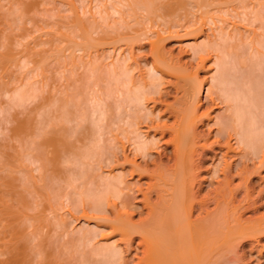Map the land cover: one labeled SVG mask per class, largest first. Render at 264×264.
I'll use <instances>...</instances> for the list:
<instances>
[{"label":"bare ground","instance_id":"1","mask_svg":"<svg viewBox=\"0 0 264 264\" xmlns=\"http://www.w3.org/2000/svg\"><path fill=\"white\" fill-rule=\"evenodd\" d=\"M24 1L18 0V2L23 5V7L21 5V8L24 9L25 11L26 10L28 11L29 9H30L29 11H31L33 7L37 6L35 3L34 4L36 6L33 5L34 1L30 2V3H29V0H28V2L26 1L28 4H25L26 2H24ZM63 1L65 2V0H62L61 3H64ZM70 1H72V0H70ZM153 1L158 2V0H156V1L153 0ZM168 1H166V2L168 3ZM216 1L217 0H215L214 2H216ZM219 1H226V0H219ZM15 2H17V1H15ZM135 2L136 1H134L133 3L135 4ZM142 2H140V3H142ZM147 2L149 3L150 0H147ZM164 2H165V0H163L162 4ZM170 2H171V0H170ZM170 2L167 4V6L170 4L173 5V2H171V3ZM211 2H213V1L211 0ZM239 2L241 3L243 1H239ZM66 3H67V1H66ZM260 3L264 4V3H262V1L259 3L257 2V4H259V7H260ZM68 4H70V6H69V8H71L70 12H72L71 13L72 14L71 20L73 21V25H72L73 30H72V27H70L71 30H69V28H68L67 31L68 30L69 31L67 32V34L66 33H64V34L61 33V34L64 35L65 39L63 38V40H67L68 42H70V45H72V46H66L68 44V42H64V45L62 44L63 45L62 48H61V45H59V43H57V44L60 47L55 45L54 42L57 41V38L54 36L48 40V44L50 43L49 44L50 45L49 52L45 55L43 54L38 59L35 58V59H37L38 62L41 63L40 64L41 66L43 65L42 63L44 60L45 61L49 60V61H51V63L53 60H54L53 63H55V61L58 60V63H61V61H60V59H61L62 62L64 63V67L68 68V71H65V74H67V72H68L67 78L65 76H63L64 77L63 79H65V80L70 79L71 82L74 83V84H72V86L74 85L73 87H75V86L76 87L75 88L71 87L72 92L71 91L68 92V90L70 89L69 85H71V83L69 82L68 83L69 85L64 84V83H67L68 80H66V82L64 81V83L62 81L63 89H65L66 87H67L66 89H68V90L65 89V96L63 95L64 93H63L62 89H58V90H61L62 93L60 91H57V93L60 92V94H62L64 97L63 96L60 97L59 96L60 94L59 95L57 94L58 96H55L56 95L55 94L54 95L55 97H52L49 94V95H45L46 97H44V99H43V100L48 101L47 102L48 105L45 106V108H46V111L47 110L49 111L50 115H51V112L48 108V107L51 108L50 105H53L52 107L57 105V108L58 107L60 108V109L58 108V110H57L58 113L62 108L61 112L59 114L56 112L57 114H56L55 118H54L55 114H53L55 112H53L52 113L53 116L51 115V120H49L48 116L46 115L47 113L43 112V114H42V111H40V109H38L39 112H37V113H39V115L43 118H45L44 117V115H45L47 120H48V121L44 122V124H43V118H42V120L40 119V117H39V119L38 118L34 119L36 117V114L33 113V115H35V117L34 118L31 117V115H30L32 113L31 111L33 110V112H35L37 108L31 107L32 110H30V112H31L30 113V112L26 111L28 109L26 104L30 107L32 105H29V104H31V102L34 101L33 98H35L37 96L40 97L36 93L37 88H35V91L33 90L34 86H36L35 84L31 85V87L33 86L32 89H30L31 88L30 86H28L29 89H27V86H26V88H25L26 90H24L23 85H21L22 84L21 83L19 85L22 87H18V88L13 87L14 90L12 89V91H13L12 95L9 96V101H10V103L12 102L10 104V106L13 108L15 106V108L13 109L14 110L13 113H15V114L14 115L12 114L13 117L11 116V118H13L12 121H14V123L12 122L13 125H9V126H12V128L10 127L12 130V132H11L12 134L11 133L10 134L12 135V138H14L13 139L14 142L10 139V141H11V143H10L7 138H5V142L0 141V264H61V262H58L57 255L56 256L54 255V253H53L54 250L49 251V250H52L49 247L50 243L48 245L46 244V240L49 236L47 235L48 237H46L45 234L43 235L42 231H46L45 228H47V227H45V226L49 227L47 231H49L51 228L53 230H58V228H61V230H62V227L65 226L64 218H62V217L56 218V215H55V217L53 219L52 216H49V215H51V213L47 214L46 211L49 212L50 210L48 211V209L54 208V207H52V204H55V202L59 201L57 199H59V197L62 196L61 191H64L63 187L67 186L66 184L64 186H62L63 185L62 181L58 182V180L59 179L62 180V178H64L63 181L67 180L66 181L67 184L71 185V182L73 181L72 184L76 185L77 182H79V184L82 185V183H84V182L81 181L82 182L81 183L80 179H83L82 176L87 175V172L89 173V171H88L89 169H87V168L91 167L89 165L90 160H91L90 164H93L92 163L93 157L98 158L99 162L106 161L105 163H103V165L106 163H113L114 162L115 165H119V167H121V169L116 174H110L111 172L109 171L108 175L106 174V175H102V176H97L98 177L97 181L94 180V182H93L91 180V182H93L94 185L97 186V188H95L94 186H91L92 183L90 181H89L90 183L89 182L87 183V185H88V186L86 185L87 188L88 187H90V188H89V190H87L86 196L85 195L84 196H85V198L88 197V199H91V200L93 198L92 203L88 202L89 200H85V198L83 199L81 196H79V197H81L80 198L81 201L77 200L79 198H77L78 196L75 195L76 198H74V199L76 202H74V203L79 205V203H77V202L80 201V203L82 202V204H83V202L87 201L88 203L93 204L92 206H95V207H93L94 210H90L91 204L89 205L86 202V204L89 205V206L87 205V207L90 208V209H88L89 212L91 211L90 213L93 214V211H94V213L96 214V215L94 214L95 215L94 216V215H89L86 212L82 213V216L85 219L83 217L82 218L86 222L89 221L90 219L92 220V218H95L99 215V213L101 212L100 210H103L102 208L104 207L103 205H104L105 201L108 200L107 197H105V196L102 197V195L103 194L104 195L109 194L110 199L112 198L111 199L112 201L110 200V203H111L110 205H112L115 208V209H113L115 211L113 213L114 214L113 218L109 219L110 222H106V221L104 222L103 221V223H110V226H109L111 228L110 231L116 232L119 236V240L124 242L125 246H127V247L130 245V243H132L131 240L134 238L133 236L138 235L140 237V240H139V242L138 241L137 242L139 243V245L140 244L143 245V249L141 248L143 255L141 258H139V261H143L144 264H227V263L232 264V262H235L238 257L237 258H236V256L233 257L232 256L233 254H231V253L232 252L235 253L234 249H237L235 246H237V244H239V242H241L244 239L245 240L246 239H253L256 235H258V236L264 235V216H262V215L260 217L255 216L254 218H250V219H246V220L243 219L244 221H240V219H239L240 214L237 212L238 209H240L241 207L244 206V204H246V205L243 209H246V208L248 209V208H250V206H252L251 208H253V207L258 208L259 206L256 207L257 204H255V203H256L257 198L258 199H259V197L261 198V191L263 190V189H259L257 191L254 190L255 186L252 185L251 181H252L253 176L255 174H260L259 170L262 167L264 168V50H263L264 49V35H262L260 38L258 36L259 34L256 35L257 36V37H255L256 39L253 40V41H255V44H252V43H251V45L249 44L250 45L249 47H251L250 48L251 51H247L248 56L245 55L246 56L245 59H243V56L241 55L242 53L240 54L238 52L242 56V58L239 60L238 59L239 56L235 57L237 59V61L234 62L235 65H233L234 63H232L234 60L233 61L230 60V63H232L230 65H232V66H230V65L229 66H230V69H232V68L234 69V70L232 69L233 72H232V70H229L228 65H225L226 62H222L223 58H221L222 59L221 62L219 60L220 58L218 59L219 56L218 57L215 56L216 59H213V61L215 60L216 68L214 66L213 73L211 75H209L210 77L208 78V81H206L208 83V85L205 88L206 90H205L204 98H205L206 102H208V103H210V105H212V108H217L219 106V108H223V110L221 112H217V113L215 112L216 114L213 115L214 118L212 119L211 124L215 125V129L213 132V138L214 139L212 138V140L208 142L207 137H204L196 129L197 124L202 122V118L205 116L206 117L209 116V110H210L209 108H207L203 112H201L200 114L199 113L197 114V111H196L197 106L200 105L199 104L200 99L197 98L198 97L197 95L202 88L203 80H200V81L196 80L195 88L193 87L194 88L193 89L191 87V89L194 92H192L190 94L192 98H189V93H188L189 102L187 100V96H186V98H184L182 100L180 99L181 97L178 99V97L175 96L174 102L165 103L164 99H162V95H165V93L163 94V92H161L162 89L160 90L159 87L157 88L158 84L161 83V80H160L162 78L161 74H163V75L167 74L170 76H175L176 80L174 82L172 81L175 88L177 87V84H179L178 83L179 78L182 75L181 73H179L180 70L182 69V68H180L181 66L176 64V62L174 60L171 61V60H169V58L167 59L165 57V55L162 53L163 52L162 51L163 46L161 45L162 49L159 47V45L161 43H163L162 40H161V43L159 42L160 41L159 38L161 36H163L161 34V32L159 33V31L157 30L158 33L161 34V36L160 37L156 36L155 37L156 39L154 38L158 42L155 40L152 41L149 39V41L151 43L150 44L151 45V51L150 52L153 55L152 62L150 63V66H148V67L146 66L147 67V69H146L147 73L146 74H147L149 79L147 80L145 77V79H146L145 80L144 77L143 78L141 77L142 79L139 81L136 79V83H135V82H132L131 78L130 79L128 78L130 73H127V72H129L127 67H126L127 69H125V65H126L125 64L126 63L125 57L126 56L124 57V55H125L124 53H122L123 54L122 56L124 58L123 57L121 58L120 57L121 55L119 57L116 56L111 62H109L108 65H106V64L104 65L103 63H100L101 62L100 57H102L101 56L102 54L99 57L98 54H100V53H97V55H93L94 57H90L91 55L88 53L90 58L87 57V58H84V60L82 58L83 56H81L83 54V51H82L80 56L75 54V51L77 53V51H79L83 48H84V50L86 47H87L86 49H89L88 46L85 47L86 44L89 45L92 42L95 43V41L92 40V34H91V31H93V28H91V27L93 25L90 21L88 22V20L87 21L85 20L89 14H87L86 18L84 19V18L79 16L81 11L79 12V14L77 13L76 8L80 7L81 5L78 6L76 4L78 7L75 6L74 0ZM142 4H144V2ZM152 4H150L151 9H152ZM183 4H184V2H183ZM204 4H205V2H204ZM217 4H219V2ZM241 4H243V3H241ZM244 4H245V2H244ZM15 5H16V3H15ZM18 5H20V4H18ZM215 5H216V3H215ZM220 5L223 6L222 2H221V4H219V6ZM141 6H143V5H141ZM219 6H217V7L221 8V6L220 7ZM13 7H15V6H13ZM82 7H83V4H82ZM168 7H166V8H168ZM178 7H179V3H178ZM226 7H225V10H226ZM36 8H34V10H36ZM53 8H55V7H53ZM92 8H91V10H92ZM114 9L116 10V9H118V7H116V8L114 7ZM148 9L144 8V10H147V11H148ZM255 9H256V7H255ZM262 9H263V7H262ZM8 10H12V9L10 8ZM34 10H33V12H34ZM104 10H105L104 12H106V9H104ZM118 10L121 12L120 9H118ZM160 10H159V12H161ZM168 10H171V9L168 8ZM16 11H18V10H16ZM20 11H21V9H20ZM133 11H134V9H133ZM149 11H150V9H149ZM206 11H205V13H207ZM218 11L219 10H217V12ZM256 11H258V10L256 9ZM256 11L254 10L253 13H255ZM36 12H38V11H36ZM67 12H68V10H67ZM113 12H115V11H113ZM154 12H156V11H154ZM170 12H173V11H170ZM263 12H264V10H263ZM13 13H15V11H13L12 14ZM89 13H90V11H89ZM93 13L91 15H93ZM249 13H251V12H249ZM10 14L11 13H9V15ZM28 14H30V13H28ZM149 14H150V12H149ZM152 14H150V16H152ZM216 14H219V13H216ZM223 14H221V15H223ZM259 14H260L259 17H257V14H255L256 16L254 14H252V15L257 17L256 19L260 18L262 15L264 16V14H262V13H259ZM98 15H100V14H98ZM110 15H111V13H110ZM167 15H169V12L167 13ZM18 16L20 17V15H18ZM105 16H109V15H105ZM123 16H124V14H123ZM123 16H121V17H123ZM147 16H149V15H147ZM215 16H217V15H215ZM93 17H96V16H93ZM93 17H92V19H93ZM121 17L119 16V19ZM129 17H132V15L131 16L129 15ZM11 18H13V17H11ZM23 18H25V15ZM34 18L35 17H33V19ZM105 18H108V17H105ZM213 18H214V16H213ZM36 19H38V18H36ZM131 19H133V18H131ZM204 19H206V18H204ZM0 20H1V17H0ZM97 20H98V18H97ZM97 20H95V22ZM120 20H122V19H120ZM137 20L138 19L136 18V21ZM106 21H108V20H106ZM202 21L204 22L203 19H202ZM8 22H10V21H8ZM65 22H67V20H65ZM142 22H144V21H142ZM219 22L220 21L218 19V23ZM16 23H18V22L16 21ZM32 23L34 25V22H32ZM45 23L47 24V22H45ZM109 23L113 24L114 22L112 21V23H111L109 21ZM4 24H6V23H4ZM97 24H99V21ZM105 24H107V22ZM213 24H214V21H213ZM216 24L217 23L215 22L214 28L216 27L215 26ZM57 25L55 26V28L57 27ZM61 25H63V24H61ZM99 26H101V25H99ZM108 26H110V25H108ZM127 26L128 25H126V26L123 25L122 27H127ZM47 27L49 28V26H47ZM18 28H20V27H18ZM16 29H17V27H16ZM60 29L62 30V27ZM103 29H102V31H103ZM125 29L126 28H124V30ZM261 29H262V27H261ZM50 30H51V28H50ZM112 30L115 31V29H112ZM126 30L128 31V28ZM133 30H135V29H133ZM136 30L132 34H134L136 32ZM223 30L224 29H222L221 31L223 32ZM263 30H260V31L262 32ZM52 31H53V29H52ZM56 31H58V30H56ZM157 31H156V34H158ZM217 31H219V30L217 29ZM71 32H73L74 35L73 34L71 35L70 34ZM97 32H99V31H97ZM106 32H107V34H110L108 32V30ZM139 32L143 33L142 30ZM139 32H137L136 35L134 34L136 36L135 41L137 39V35ZM222 32H220V33H222ZM226 32L228 33V31H226ZM0 33H2V32H0ZM3 33L0 34V46L4 47L3 52H0V59H1L0 62L2 63V66L1 65L0 66L2 67V70H6L10 65L14 64L15 66H17V64L19 63V61H18L19 59L15 58L16 57L15 52L12 51L13 50L12 47L14 46L12 44H14V43H13V40H11L12 39L11 35L9 33H6L5 35H3ZM20 33L22 34L23 31ZM56 33H55V35H56ZM94 33H96V32H94ZM126 33L127 32L122 33V34H126ZM213 33L216 34L215 32H212V34ZM262 33L264 34V32H262ZM116 34L120 35V32L116 33ZM232 34L235 37V34L234 33H232ZM102 35H104V34H102ZM110 35L107 37H110ZM128 35H129V33H128ZM144 35H147V34L144 33ZM2 36H3V38H2ZM46 36H47V34H46ZM100 36H101V34H100ZM115 36L112 35L111 37H114L116 39L117 36L116 37ZM127 36L126 37L124 36L125 38H123V40L126 38L128 39ZM237 36H236V38L238 39ZM19 37H21V36H19ZM75 37H76V39L78 38L79 41L76 40ZM107 37H106V39H107ZM93 38H94V40L98 39V38H95V36ZM231 38H230V40L232 41L233 36ZM239 38H241V37L239 36ZM1 39H3V40H1ZM55 39H56V41H55ZM119 39L121 40L122 38H119ZM130 39H132V38L130 37ZM133 39H134V36H133ZM163 39H165V37ZM224 39H227V38H224ZM237 39H234V40H237ZM44 40L42 39V41H44ZM103 40L104 39H102V41ZM109 40H110V38H109ZM111 40L115 41L113 38H111ZM144 40H146V38ZM212 40H214V39H212ZM230 40L228 39L229 43H230ZM58 41H60V40H58ZM107 41L108 40H106V42ZM117 41H118V39H117ZM216 41H218V39ZM216 41L212 42V46H209V45H211V42H207L209 45L208 46L206 45L205 47H207L208 49H209V47L210 48H213V47L216 48V46H214L215 43H217ZM61 42H63V41H61ZM127 42L130 43V41H127ZM234 42L235 41L231 42V44L229 45L230 48ZM239 42H240V40H239ZM34 43L36 45V44H40L41 42L40 43L34 42ZM226 43H227V41H226ZM46 44H47V41H46ZM35 45H34V47H35ZM236 45L234 43V45H232L233 51H230L231 49H229V52H234L235 51L234 46L236 47ZM256 45H258L259 47H261L263 49H259L258 47H256ZM28 46H30V44ZM64 46H66V47H64ZM81 46H83V48ZM90 46L93 47L92 44L89 45V47ZM113 46H115V45H113ZM202 47H204V46H202ZM226 47H227V45H226ZM228 47H227V49H228ZM240 47H241V45L238 46L239 49H240ZM243 47H242V49L245 50L246 46H243ZM26 48H28V50H27L28 56L32 55L31 53H33V51H34V49L32 50L33 44H32V46L26 47ZM36 48H38V47H36ZM191 48L193 50L197 49L196 46H194V47L192 46ZM207 48H206V50H207ZM91 49H93V48H91ZM242 49H240V50H242ZM30 50H32V51H30ZM47 50H48V47H47ZM65 50H67L68 52ZM199 50H200V52L205 51V49H203V48L199 49ZM44 51H45V49H44ZM63 51H65V54ZM92 51H94V50H92ZM210 51H216V50L211 49ZM37 52H38V50H37ZM124 52H126V51H124ZM66 53H68V54H66ZM227 53H228V51H227ZM238 53H235V54L238 55ZM129 54H130V52L128 53V55ZM235 54L233 53V55H235ZM36 55L34 54V56H36ZM103 55H105L104 52H103ZM117 55H118V53H117ZM220 56H221V54H220ZM24 57L26 58V56H24ZM107 57L105 56L104 59H106ZM204 58H206V57H204ZM204 58L200 56V58H199L200 62L198 65H196L197 68H198V66L199 67L203 66V61L205 60ZM104 59H102V60H104ZM26 60H27V58H26ZM241 60H243L244 63H242ZM244 60H246V61H244ZM45 61H44V63H45ZM49 61H46L45 65H47L48 64L47 62H49ZM24 62H26V61H24ZM62 64H61V66H63ZM65 64H66V66H65ZM68 64H69V66H68ZM34 65H35V63H34ZM37 66L39 67V65H37ZM61 66H60V69H61ZM4 67L5 68L7 67V68L5 69ZM43 67H44V65H43ZM65 68H64V70H65ZM32 69H33V67H32ZM195 69H196V67H195ZM0 70H1V68H0ZM7 70H6V74H7ZM62 70H63V68L59 71L61 72ZM78 70L82 73V75H80L81 73H79ZM63 71H62V73L64 74ZM191 71H193V70H191ZM77 72L79 74V80H77V78H75L77 76ZM194 72H193V74H194ZM2 73H5V72H2ZM57 73H58V71H57ZM184 73H185L184 75L186 76L187 71ZM32 75H33V73H32ZM42 75L43 74H41V76ZM60 75H61V73H60ZM62 75H61V78H62ZM184 75H182V76H184ZM90 77L91 78L95 77L96 80L94 78H92V79L95 80L96 83H98V84H101L99 82L103 79V77L104 78L107 77V80L109 79L108 77H110L112 79V81H111V79H109V80H110V83L112 82L114 88L111 86L112 84L111 85L109 84V81L108 82L106 81L109 90L107 92L105 91V93L110 92L107 96L105 94V97H109L108 99H110V101H107L108 99L105 97L102 98V96H104L103 95L104 90L99 91L98 89H100L101 85L96 84L98 87L93 85L95 83L93 80H92L93 82L90 80L91 79ZM101 77H102V79H101ZM194 77H196V76H194ZM12 78H14V77H12ZM20 78H21V74H20ZM20 78H18V79H20ZM88 78H90L89 80L93 83L92 85L95 86L96 88H98L97 90L99 92L90 83L89 84L91 85V87H93L92 92H91V89L89 87L90 86L89 84L84 85L85 83H88V81H89ZM42 79H43V77H42ZM97 79H101V80H98L99 82H97ZM82 80L84 82L83 85H81ZM158 80H160V82ZM17 81H19V80H17ZM76 81H77L78 85H77V83H75ZM20 82H21V80H20ZM183 82H185V81H183ZM188 82H190V81H188ZM2 83H3V81H2ZM42 83H43V81H42ZM30 84H33V83H30ZM169 84H171V82ZM184 84H187V83H184ZM193 84H191V85L194 86ZM13 85H14V83L12 84V86ZM58 85H59V83H58ZM107 85L103 88H106ZM188 85H190V84L188 83ZM1 86L3 87V85H1ZM82 86L84 88H85V86L89 87L88 93ZM110 86L113 89L110 90V88H109ZM185 86H187V85H185ZM20 88L23 90H21ZM42 88H43V86H42ZM4 89H5V87H4ZM4 89H2V90H4ZM44 89H46V88H44ZM74 89H75V91H73ZM79 89H84V91H86V93H87L86 95H88L90 93L91 96L90 95H88L90 97L85 96V95L82 96L81 92H83V91L81 90V92H80ZM180 89H182V88H180ZM87 90H88V88H87ZM66 91L69 94H66ZM101 91H103V92H101ZM41 93L42 92H40V95H41ZM4 94H5V92H4ZM83 94H84V92H83ZM182 94H183V92H182ZM185 95H186V93H185ZM29 99H33V100H31V102L27 103V100H29ZM190 99H192V101ZM195 99H196V101H195ZM38 100H41V98ZM46 101H44V102L46 103ZM145 101L152 102V105L149 108L144 107L143 102H145ZM34 102H33V104H34ZM39 102L41 103V101H39ZM158 102L165 104V107L162 110H164V112L165 111L168 112L169 115H172L174 117L173 123L172 124L170 123V125H168L166 123H159L158 121H156V122H154L155 124L153 123V125L152 124L148 125V128H151L150 130H153V132L151 134H149L147 132L149 130L144 131V133H142L141 132L142 130L139 131V126H137L138 119H140V118H138L139 116H138L137 112L138 111L140 112V110H142V107H143L144 108L143 110H145V108H146V110L149 109V111H147L146 114H150V115L153 114V116H155L158 119L159 117L157 116V112L155 113L154 111H151V107H155V104ZM7 103H8V101H7ZM24 104L27 108L26 110H25V107L23 108ZM39 105L37 104L38 107H39ZM42 105H44V104H42ZM42 105H40V106H41V109L43 110ZM69 106L71 109L72 108L73 109L70 110ZM21 108L24 109V112L26 111V112H28V114L29 113L30 114L28 115L25 112L26 115L23 118L22 117L20 118L19 113H20ZM45 108L43 111H45ZM22 109H21V111H22ZM34 109H35V111H34ZM119 109H121V110H119ZM51 110L53 111L54 108H51ZM143 110H142V113H143ZM9 111H10V108H9ZM49 113H48V115H49ZM24 114H22V115H24ZM2 115H4V114L2 113ZM2 115L0 114V116H2ZM139 115H141V114H139ZM5 116H3V118H5ZM52 117L54 119H52ZM142 117H141V120L144 119ZM167 117H169V116H167ZM8 118L10 119V116ZM8 118L6 116L5 119L8 120ZM146 118H147V115H146ZM148 118H150V117H148ZM106 119H107V122H106ZM206 119H208V118H206ZM37 120L39 122H37ZM150 120H152V119H150ZM0 121H3V120H0ZM8 121H7V123L9 124L10 122H8ZM40 121H42V122H40ZM85 122L87 123L86 125H84ZM102 122L108 123L109 124L108 126H110V124L111 125L113 124L112 127H114V125H116L117 126V127L115 126V128H117V129H115L116 132L119 131V129H121L119 135L120 136L122 135L123 137H121V139L123 138L129 144L130 148L129 147L128 148H129V150L131 149L129 151V153L131 154V157L127 153L124 152L125 145H128V144H126L123 139H122L123 141L120 140V138L118 137V133L115 132L117 134V136H113V135L111 136V134H110L111 138L109 135H108L109 137L107 136L108 138L107 137H105V139L102 138V136L104 137L105 135H107V134H103V132H102ZM120 122L122 124V128L120 127V124H119ZM3 123H5V122H3ZM3 123H2V126H3ZM123 125L125 127H123ZM2 126H1V128H3ZM4 126H5V124H4ZM105 126H104V128H105ZM108 126H106V127H108ZM146 126H147V124H146ZM110 127H108L107 129L111 130ZM8 129H9V127H8ZM156 131H159L158 137H155L154 132H156ZM105 132H108V131H105ZM10 134H8V135L10 136ZM167 134L169 137L164 138ZM1 140H4V139L1 138ZM104 140H108L107 144H106V141H104ZM231 140H233V142H231ZM7 142H9L11 145L13 143L16 144V145L14 144V148H12V150L14 149V152L11 150V148H9L10 144H7ZM104 142H105V144H104ZM158 142L161 144L163 143L166 146L167 145L172 146V150H171L172 158L170 156H168V157H170L169 160H171L172 162L171 163L168 162V163H164V164H161L163 162H161L159 164H158V162H156L157 163L156 167H154L153 169H150L149 168V162H151V161H148L147 157H149L151 155L153 150L157 152V148H160V146L158 145L159 144ZM124 143H125V145H124ZM215 146L219 149L225 148V150L220 153V150L214 149ZM205 148H209L210 150H214L215 151L214 156H216V157H217V155L219 156V157H217L216 163L213 164L214 167H213L211 173L213 175L219 173V174H221L222 178L221 179L219 178V180L217 181V185L213 186L212 190L208 191L205 194L203 193L204 195H202V196H199V191L201 188L200 187L201 182L197 181V173L194 172V169H196L197 166H199V164H198V161L195 162L194 156L199 155V154L203 155V153H205L204 152ZM6 149H10L11 150L10 152H13V153H9L8 151H6ZM199 149H200V151H199ZM233 151L236 152V154H234V156H236V155L239 156V160L237 162H233L231 160H228V158H227V157H229V158L231 157V155H229V153L233 152ZM139 157L143 159L142 164L136 161V159ZM121 158H122V161H120ZM233 158H231V159H233ZM95 160H96V162H95ZM95 160L93 162H95V164L97 165L98 160L97 159H95ZM248 162L252 165V168L248 167ZM85 166H87L86 169L84 168ZM124 166H128L129 169H125ZM94 167H96V166H94ZM114 168H116V166ZM114 168H112V169H114ZM83 169H85V170H83ZM86 170H87V172H85L86 173L85 174L83 171H86ZM96 170H97V168H96ZM33 171H35L36 174ZM115 172H117V171H115ZM15 173H18V176L15 175ZM99 173H100V170H99ZM82 174H85V175H82ZM127 174L128 175L137 174L138 176H142L144 174V176H148L150 179H152L149 183L147 182V186L144 187L145 188L144 190H142V188H138V190L142 193V202H144L145 205L149 204V206L147 205L149 208L147 211V216H144L143 218L140 217L141 219H138V221H132V219L130 217V213H129L131 211H127L128 210L127 208H130L131 203H130L129 199L127 198L128 196L126 197V195L122 192L123 189H129V185H127V183L125 184V182L123 180L124 176ZM216 176L217 175H215L214 177H216ZM77 177H78V179L76 180ZM90 178L91 177H89L88 179H90ZM235 178H238L240 180V182H238V184H233V181ZM85 179L86 178H84V180ZM75 180H76V182H75ZM60 183H62V184H60ZM133 183L135 184V182H133ZM79 184H77V188L79 187ZM75 185H73V186H75ZM196 185H197V188L194 189V186H196ZM61 186H62V189H60ZM67 188H68V186L66 187V189ZM91 188H92V191L90 190ZM94 188H95V191H94ZM58 189H60V193H59ZM71 190H74V189L70 188V191ZM81 191H83V190H80V192ZM89 191H91V192H89ZM255 191H256V194L254 195L253 192H255ZM130 192H133V191H130ZM151 192H154V194H156V196H157V200L156 201L153 200L154 201V202L152 201L153 203H149L151 201L150 200ZM66 194L68 195L67 192H66ZM69 194L71 196V192ZM89 194H91V195H89ZM64 195L62 196L63 198L60 197V200L67 198V196L66 195L64 196ZM106 196H108V195H106ZM130 196H132V195H130ZM54 197L56 198L57 201L55 200ZM138 199L141 200V198H138ZM138 199H136V200H138ZM66 200H64L63 204H65ZM114 200H116V201H114ZM69 201H70V199H69ZM262 201H264V200H262ZM51 202H52V204H51ZM71 202H73V201H71ZM97 202H99V203H97ZM108 202H106V203L109 204ZM234 202H237V203L235 204ZM69 204H67V205H69ZM210 204H212V207L209 206ZM71 205L73 206V204H71ZM71 205H70V207H71ZM80 206L82 207V205H80ZM57 208H55V209H57ZM67 209H69V208H67ZM130 209H132V208H130ZM29 210L32 211V213H29L28 212ZM195 210H197V211L199 210V211H198L197 216L194 218V217H192V212H194ZM97 211L99 212L98 215H97ZM53 213H55V212H53ZM61 215H63V214H61ZM63 217H64V215H63ZM100 222H102V221H99L98 223H100ZM43 227H44V230H42ZM88 227H89V225H88ZM92 228H94V227H92ZM92 228H91V230H88V232H90L91 234H94L92 231H95V230ZM77 229L78 228H76V231H78V233H79V239L77 237H75V238H77V240H80V247H82L81 242H83V240H84V242L82 244L85 248L83 247L84 248L83 250H85V249L89 250V248H87L84 245V243L86 242V244H87V242L88 243L92 242L91 241L92 238H91L90 233H88L87 230L83 231V229H81V228H79L78 230ZM85 229H86V227H85ZM61 230L59 229L58 231L60 232ZM72 231H74V230H72ZM49 232H48V234H50ZM59 232H57V233H59ZM51 233H53V232H51ZM57 233H56V235H57ZM68 233L69 232H67V234ZM78 233H77V235H78ZM53 234L55 237L56 236L55 233H53ZM59 234H61V232ZM59 234H58V236L61 237ZM61 235H63V234H61ZM94 236L95 235H93V237ZM68 237H69V234H68ZM62 238H63V236H62ZM65 239H64V241H65ZM67 240L68 239H66L65 242H67ZM58 242H60L59 238H58ZM71 242L73 243L74 241L71 240ZM71 242L69 241L68 244L69 245L71 244V246H73ZM77 242L79 243V241H76V243ZM60 244H63V242H60ZM93 244H95V243H93ZM46 246L49 247L50 249H48ZM54 246L57 247L58 245L57 246L54 245ZM45 247L48 250H45ZM119 247L120 246H118L116 244H108L104 247H101L100 249L98 248L99 250L97 248H95L96 251H100L99 255L101 256V259H100L101 262L100 261L99 262L101 264L102 263H105V264H122L121 263L122 260L120 261L121 250ZM63 249H65V247ZM59 250L61 251V249H59ZM79 250L81 251V249H78V251ZM55 251L58 252V250H55ZM60 251H59V253H60ZM93 252L95 253V251H93ZM79 253H77V254L79 255ZM78 255H77V257H78ZM68 258H69V256H68ZM239 258H240V256H239ZM84 259L86 260L88 258L84 257ZM81 260L84 261L82 258H81ZM89 260H90V258H89ZM99 262H97V263H99ZM62 264H65V263L62 262Z\"/></svg>","mask_w":264,"mask_h":264},{"label":"rangeland","instance_id":"2","mask_svg":"<svg viewBox=\"0 0 264 264\" xmlns=\"http://www.w3.org/2000/svg\"><path fill=\"white\" fill-rule=\"evenodd\" d=\"M8 1V2H7ZM11 1V2H10ZM15 1H17V2H15ZM24 1V0H23ZM28 2V0H25L24 2ZM34 1V2H33ZM42 1V2H41ZM45 1V2H44ZM61 1L62 0H29V3L30 2H33V5L34 6H36V7H33L32 8V10L31 11H25L24 9H22L21 8V3H19L18 2V0H0V17H1V20H0V32H4L3 33V35H5L6 33H9L10 35H11V40H13V43L14 44H12V45H14L12 48H13V50L12 51H14L15 52V58H17V59H19L18 61H19V63L17 64V66H15L14 64L13 65H10L6 70H7V74H6V70H2V63L0 62V68H1V70H0V114L2 115V113L4 114V115H2V116H0V120H3V121H0V141H2V142H5V138H7L8 139V141L11 143V141H10V139L14 142V138H12V130H11V128H12V126H9V125H13V123H14V121H12L13 120V118H11V116L13 117V115L15 114V113H13L14 112V108H15V106H14V108L13 107H11L10 106V104L12 103H10V101H9V96H11L12 95V89L14 90V88H18V87H22V86H20L19 84H21V85H23V88H24V90H26L25 88H26V86H27V89H29V87L28 86H30L31 87V85H36V86H34V88H33V90L35 91V88H37V90H36V93H37V95H39L40 97H35V98H33L34 99V101H32L31 102V100H33V99H29V100H27V103H29V102H31V104H29V105H32V106H28L27 104H26V106H27V108H26V106H25V104H24V106H23V108L25 107V110L26 111H28V112H30V110H32V108L34 107V108H37L36 109V111H35V109H34V111L35 112H33V110L29 113L30 115H31V117L32 118H34L35 117V115H33V113L34 114H36V117L34 118V119H36V118H38L39 119V117H40V119L42 120V118L43 117H41L40 115H39V113H37V112H39V110L38 109H40V111H42V114H43V112L45 113H47L46 115L48 116V119L49 120H51V115L53 116V114H55L54 115V118H55V116H56V114L58 113V108H57V105H55L54 107H52L53 105H50L51 106V108H54V110L52 111L51 110V108L50 107H48L49 108V110H50V112H51V115H50V113H49V111L47 110L46 111V108H45V106H47L48 104H47V102L48 101H46V100H43L44 99V97H46L45 95H51L52 97H55V96H58L59 94H60V92L62 93V91H63V95L65 96V89L67 88H65V89H63V87H62V81H63V83H64V81L66 82V80H68V79H63L64 77L63 76H65L66 78H67V75H68V72H67V74H65V71H68V68L66 67H64V63L62 62V60L60 59V61H61V63H58V60H56L55 61V63H53L54 62V60L52 61V63H51V61H49V60H46V61H49V62H47L48 64L47 65H45L46 64V61H45V63H44V61H43V65H44V67H43V65L41 66L40 64V62H38L37 61V59L40 57V56H42L43 54L45 55V54H47L48 52H49V47H50V43L48 44V40L50 39V38H52V37H56L57 38V41H56V39H55V41L56 42H54L55 43V45H57V46H59V45H61V48L63 47V45H64V42H68L67 40H63V38H64V35H62V34H64V33H66L67 34V32L69 31V30H71L70 29V27H72V30H73V21L71 20L72 18H71V13L72 12H70V9L71 8H69V6H70V4H68V3H70V2H72V1H70V0H65V2L64 3H61ZM66 1H67V3H66ZM132 1V2H131ZM134 1H136L135 2V4L133 3ZM144 2V4H142L143 2ZM156 1V0H155ZM166 1H168V0H165V2L162 4V2H163V0H158V2L156 1V2H154L153 0H150V2L148 3L147 2V0H74V5L75 6H80V7H78V8H76L77 9V13L79 14V12L81 11V13H80V17H82V18H86V15L87 14H89L88 15V17L85 19L86 21L88 20V22L90 21L91 23H92V27L91 28H93V31H91V34H92V40L93 41H95V43L94 42H92L91 44L93 45V47L92 46H90L89 47V45H91V44H86L85 45V47L86 46H88V48L89 49H86L85 48V50H84V48H83V46H81L83 49H81V50H79V51H77V53H76V51H75V54L76 55H78V56H80L81 55V53H82V51H83V54L81 55V56H83L82 58H83V60H84V58H87V57H89V55H88V53L91 55L90 57H94L93 55H97V53H100V54H98L99 55V57H100V55L102 56V57H100L101 58V62L100 63H103L104 65L106 64V65H108L109 64V62H111L116 56L117 57H119L120 55V57L122 58L123 56V54L122 53H124L125 55H124V57L126 58V65H125V69H127L128 68V71L129 72H127V73H130L129 74V76H128V78L130 79L131 78V80H132V82H135L136 83V79L139 81V80H141L143 77H144V79H145V77H146V79L148 80L149 78H148V76H147V67L148 66H150V63L152 62V58H153V55L151 54V43H150V41H149V39L150 40H155L156 38V36H161V34L163 35V36H161L159 39H160V43H161V40H162V42L163 43H159L160 45H159V47L161 48L162 46V53L165 55V57L168 59L169 58V60H171V61H175L176 62V64H178L179 66H181L180 68H182L181 70H180V72L179 73H181L182 75H184L185 73L184 72H186L187 71V74H186V76L184 75V76H182L181 75V79L179 78V84H177V87L175 88V86H174V84L172 83V81L174 82L175 80H176V77L175 76H170V75H167V74H161V83H159L160 82V80H158L159 82V84H158V86H157V88L159 87V89L161 90L162 89V91L161 92H163V94L165 93V95H162V99H164V101H165V103H172V102H174V100H175V96H177L178 97V99L180 98L181 100L182 99H184V98H186V96H187V100H188V102H189V99H188V93H189V98H192L191 97V93L192 92H194L192 89H191V87L193 88H195V83H196V80L198 81H200V80H203V83H202V88H201V90L199 91V93H198V97L197 98H199L200 99V105L199 106H197V108H196V111H197V114L199 113H201V112H203L205 109H207V108H209L210 110H209V116L208 117H203L202 118V122L201 123H199V124H197V126H196V129L198 130V132L200 133V134H202L204 137H207V141L209 142V141H211L212 140V138H213V132H214V129H215V125L213 124H211L212 123V119L214 118V114H216L217 112H221L222 110H223V108H219V106L217 107V108H212V105H210V103H208V102H206L205 101V98H204V94H205V88H206V86L208 85V83L206 82V81H208V78L210 77L209 75H211L212 73H213V70H214V66H215V68H216V65H215V60L213 61V59H216V57H218V59L220 60V62L222 61V59L221 58H223V61L222 62H226L225 63V65H228V68H229V70H232V69H230V66H232V65H230V64H232V63H234V62H236L237 61V59L235 58V57H238V59L240 60L241 58H242V56H243V59H245L246 58V56L245 55H247L248 56V54H247V51H251V47H249L250 45H251V43L252 44H255V41H253L254 39H256L255 37H257L256 35H258L259 36V38L262 36V35H264L262 32H264V16L262 15L260 18H258V19H256L257 17H259V13H262V14H264V12H263V10H264V4H261L260 3V7H259V4H257V2L259 3V2H261L262 1V3H264L263 1L264 0H226V1H219V0H217L216 2H214L215 0H212L213 2H211V0H171V2H173V5L172 4H170V5H168L167 6V4L170 2V0L168 1V3L166 2ZM199 1V2H198ZM239 1H243V2H241V3H243L244 4V2H245V4L243 5V4H241ZM10 2V3H9ZM25 3V4H28V3ZM40 2V3H39ZM44 2V3H43ZM50 2V3H49ZM140 2H142V3H140ZM147 2V3H146ZM153 4H152V3ZM170 2V3H171ZM177 2V3H176ZM183 2H184V4H183ZM204 2H205V4H204ZM219 2V4H221V2H222V5L223 6H221V8H218L217 6H219V4H217ZM225 2V3H224ZM15 3H16V5H15ZM20 4V5H18V4ZM36 5H35V4ZM130 3V4H129ZM158 3V4H157ZM178 3H179V7H178ZM181 3V4H180ZM214 3V4H213ZM215 3H216V5H215ZM6 4V5H5ZM8 4V5H7ZM77 4V5H76ZM82 4H83V7H82ZM128 4V5H127ZM132 4V5H131ZM147 4V5H146ZM150 4H152V9H151V7H150ZM211 4V5H210ZM213 4V5H212ZM18 5V6H17ZM68 5V6H67ZM118 5V6H117ZM123 5V6H122ZM141 5H143V6H141ZM146 7H145V6ZM172 5V6H171ZM182 5V6H181ZM257 5V6H256ZM7 8H6V7ZM13 6H15V7H13ZM67 6V7H66ZM116 8V7H118V9H120L121 10V12L118 10V9H114V7ZM139 6V7H138ZM158 6V7H157ZM168 7L169 9H171V10H168V8H166V7ZM219 6V7H220ZM227 6V7H226ZM18 7V8H17ZM22 7H23V5H22ZM53 7H55V8H53ZM93 7V8H92ZM110 7V8H109ZM163 7V8H162ZM165 7V8H164ZM225 7H226V10H225ZM255 7H256V9L258 10V11H256V9H255ZM258 7V8H257ZM262 7H263V9H262ZM12 9L13 11H15V13H13L12 14V10H8V9ZM34 8H36V10H34ZM80 8V9H79ZM84 8V9H83ZM86 8V9H85ZM91 8H92V10H91ZM96 8V9H95ZM144 8L145 9H150V11H149V9H148V11L150 12V14H152V16H150V14H149V12L147 11V10H144ZM218 8V9H217ZM20 9H21V11H20ZM104 9H106V12H104L105 10ZM133 9H134V11H133ZM136 9V10H135ZM155 9V10H154ZM157 9V10H156ZM161 9V10H160ZM215 9V10H214ZM253 9V10H252ZM260 9V10H259ZM16 10H18V11H16ZM33 10H34V12H33ZM45 10V11H44ZM67 10H68V12H67ZM79 10V11H78ZM108 10V11H107ZM159 10L161 11V12H159ZM165 10V11H164ZM207 10V11H206ZM217 10H219L218 12H217ZM254 10L256 11L255 13H253L254 12ZM3 11V12H2ZM20 11V12H19ZM36 11H38V12H36ZM89 11H90V13H89ZM102 11V12H101ZM111 11V12H110ZM113 11H115V12H113ZM136 11V12H135ZM153 11V12H152ZM154 11H156V12H154ZM170 11H173V12H170ZM205 11L207 12V13H205ZM262 11V12H261ZM23 12V13H22ZM94 12V13H93ZM99 12V13H98ZM120 12V13H119ZM124 12V13H123ZM135 12V13H134ZM148 12V13H147ZM165 12V13H164ZM169 12V15H167V13ZM175 12V13H174ZM204 12V13H203ZM219 13V14H216V13ZM224 14H223V13ZM249 12H251V13H249ZM258 12V13H257ZM9 13H11L10 15H9ZM27 13V14H26ZM28 13H30V14H28ZM39 13V14H38ZM69 13V14H68ZM93 13V15H91ZM103 15H102V14ZM110 13H111V15H110ZM127 15H126V14ZM129 13V14H128ZM147 13V14H146ZM160 13V14H159ZM164 13V14H163ZM223 14V15H221V14ZM67 14V15H66ZM85 14V15H84ZM98 14H100V15H98ZM120 14V15H119ZM122 14V15H121ZM123 14H124V16H123ZM166 14V15H165ZM203 14V15H202ZM212 14V15H211ZM252 14H257V17H255L254 15H252ZM18 15H20V17L18 16ZM22 15V16H21ZM24 15H25V18H23L24 17ZM32 17H31V16ZM39 17H38V16ZM105 15H109V16H105ZM129 15L131 16L132 15V17H129ZM137 15V16H136ZM147 15H149V16H147ZM210 15V16H209ZM215 15H217V16H215ZM252 15V16H251ZM93 16H96V17H93ZM103 16V17H102ZM119 16L121 17V16H123V17H121L120 19H122V20H120L119 19ZM128 16V17H127ZM154 16V17H153ZM156 16V17H155ZM213 16H214V18H213ZM222 18H221V17ZM251 16V17H250ZM254 16V17H253ZM11 17H13V18H11ZM27 17V18H26ZM29 17V18H28ZM33 17H35L34 19H33ZM70 17V18H69ZM92 17H93V19H92ZM105 17H108V18H105ZM110 17V18H109ZM112 17V18H111ZM151 17V18H150ZM153 17V18H152ZM201 17V18H200ZM253 17V18H252ZM4 18V19H3ZM19 18V19H18ZM36 18H38V19H36ZM40 18V19H39ZM61 18V19H60ZM97 18H98V20H97ZM131 18H133V19H131ZM136 18L138 19L137 21H136ZM204 18H206V19H204ZM217 18V19H216ZM252 18V19H251ZM255 18V19H254ZM69 19V20H68ZM83 19V20H84ZM103 21H102V20ZM108 20V21H106V20ZM112 19V20H111ZM155 19V20H154ZM202 19L204 20V22L202 21ZM211 19V20H210ZM218 19H219V23H218ZM226 19V20H225ZM6 20V21H5ZM15 20V21H14ZM23 20V21H22ZM39 22H38V21ZM65 20H67V22H65ZM92 20V21H91ZM95 20H97L96 22H95ZM118 20V21H117ZM120 20V21H119ZM151 22H150V21ZM210 20V21H209ZM216 20V21H215ZM222 20V21H221ZM8 21H10V22H8ZM16 21L18 22V23H16ZM27 21V22H26ZM37 21V22H36ZM98 21H99V24H97L98 23ZM107 22V24H105L106 22ZM109 21L112 23V21L114 22L113 24H110L109 23ZM142 21H144V22H142ZM213 21H214V24H215V22L218 24H216L215 26V28H214V24H213ZM3 24H2V23ZM24 22V23H23ZM31 22V23H30ZM32 22H34V25H33V23ZM45 22H47V24L45 23ZM57 22V23H56ZM128 22V23H127ZM224 22V23H223ZM260 22V23H259ZM262 22V23H261ZM4 23H6V24H4ZM22 23V24H21ZM94 23V24H93ZM104 23V24H103ZM121 23V24H120ZM152 23V24H151ZM233 23V24H232ZM19 24V25H18ZM58 24V25H57ZM61 24H63V25H61ZM67 24V25H66ZM69 24V25H68ZM235 24V25H234ZM10 25V26H9ZM36 25V26H35ZM38 25V26H37ZM57 25V27L55 28V26ZM60 25V26H59ZM71 25V26H70ZM99 25H101V26H99ZM106 25V26H105ZM108 25H110V26H108ZM116 25V26H115ZM118 25V26H117ZM123 25H128L127 27H122ZM220 25V26H219ZM8 26V27H7ZM47 26H49V28L47 27ZM51 26V27H50ZM67 26V27H66ZM114 26V27H113ZM137 26V27H136ZM139 26V27H138ZM151 26V27H150ZM4 27V28H3ZM16 27H17V29H16ZM18 27H20V28H18ZM24 27V28H23ZM42 27V28H41ZM62 27V30L60 29ZM104 29H103V28ZM110 29H109V28ZM131 27V28H130ZM149 27V28H148ZM261 27H262V29H261ZM40 28V29H39ZM46 28V29H45ZM50 28H51V30H50ZM58 28V29H57ZM69 28V30L67 31V29ZM103 29V31H102V29ZM120 30H119V29ZM124 28H128V31L125 29L124 30ZM152 28V29H151ZM213 28V29H212ZM19 29V30H18ZM44 29V30H43ZM52 29H53V31H52ZM65 31H64V30ZM112 29H115V31H113ZM133 29H137L136 30V32L134 33L135 35H136V33L137 32H139V31H143V33H138V35H137V39H136V41H135V38H136V36L134 35V34H132L135 30H132ZM144 29V30H143ZM148 31H147V30ZM217 29L219 30V31H217ZM222 29H224L223 30V32L221 31ZM21 30V31H20ZM28 30V31H27ZM43 30V31H42ZM56 30H58V31H56ZM108 30V32L111 34H107V32L106 31ZM112 30V31H111ZM120 32V35H118V34H116V33H119L118 31ZM151 32H150V31ZM155 30V31H154ZM159 31V33L161 32V34H159L158 33V31ZM260 30H263L262 32L260 31ZM10 31V32H9ZM22 32L23 31V35L20 33V32ZM48 31V32H47ZM60 31V32H59ZM97 31H99V32H97ZM111 31V32H110ZM123 31V32H122ZM156 31H157V33L158 34H156ZM226 31H228V33L226 32ZM254 31V32H253ZM13 32V33H12ZM45 32V33H44ZM51 32V33H50ZM57 32V33H56ZM94 32H96V33H94ZM125 32H127L126 34H122V33H125ZM131 32V33H130ZM150 32V33H149ZM212 32H215L216 34H212ZM220 32H222V33H220ZM2 33H0V34H2ZM19 33V34H18ZM27 33V34H26ZM29 33V34H28ZM55 33H56V35H55ZM62 33V34H61ZM75 33V32H74ZM106 33V34H105ZM113 33V34H112ZM128 33H129V35H128ZM144 33L145 34H147V35H144ZM225 33V34H224ZM232 33H234L235 34V37H234V35L232 34ZM262 33V34H261ZM8 34V35H9ZM46 34H47V36H46ZM51 34V35H50ZM71 35L73 34V32H71L70 33ZM99 34V35H98ZM100 34H101V36H100ZM102 34H104V35H102ZM117 36V38L115 39L114 37H111L112 35L113 36H115V35ZM134 36V39H133V36ZM156 34V35H155ZM255 34V35H254ZM21 36V37H19V36ZM50 35V36H49ZM53 35V36H52ZM61 35V36H60ZM74 35V34H73ZM95 36V38H98V39H95L94 40V36ZM110 35V37H107V36H109ZM128 35V36H127ZM140 35V36H139ZM213 35V36H212ZM215 35V36H214ZM217 35V36H216ZM233 36V40L232 41H235L234 43H235V45L237 44L238 46H240L241 45V47H240V49H242V47L243 46H246V48H245V50H240L239 48H238V46L236 45V47L234 46V49H235V51L234 52H229V49H231L230 51H233L232 50V45H234V43L231 45V48H230V44H231V40H230V38ZM238 35V36H237ZM97 36V37H96ZM104 38H103V37ZM115 36V37H116ZM119 36V37H118ZM123 36V37H122ZM127 36L128 37V39L126 38V39H124L123 40V38H125V37ZM229 38H228V37ZM236 36L238 37V39L236 38ZM239 36L241 37V38H239ZM17 37V38H16ZM19 37V38H18ZM100 37V38H99ZM106 37H107V39H106ZM130 37L134 40H132V39H130ZM165 37V39H163ZM213 37V38H212ZM222 37V38H221ZM246 37V38H245ZM253 39H252V38ZM2 38H3V36H2ZM109 38H110V40H109ZM111 38H113L115 41H112L111 40ZM119 38H122L121 40L119 39ZM146 38V40H144ZM152 38V39H151ZM155 38V39H154ZM158 38V37H157ZM224 38H227V39H224ZM18 39V40H17ZM42 39L44 40V41H42ZM62 39V40H61ZM65 39V38H64ZM75 39H76V37H75ZM101 39V40H100ZM102 39H104L103 41H102ZM108 40L107 42H106V40ZM117 39H118V41H117ZM130 39V40H129ZM158 39V40H159ZM212 39H214V40H212ZM218 39V41H216ZM221 39V40H220ZM228 39L230 40V43L228 42ZM232 39V38H231ZM234 39H237V40H234ZM1 40H3V39H1ZM21 40V41H20ZM35 40V41H34ZM58 40H60V41H58ZM76 40H78L79 41V39L77 38ZM98 40V41H97ZM239 40H240V42H239ZM245 42H244V41ZM250 40V41H249ZM46 41H47V44H46ZM61 41H63V42H61ZM111 41V42H110ZM127 41H130V43L129 42H127ZM155 41H157V40H155ZM217 42V43H215V45L214 46H216V48L215 47H213V48H210L209 47V49L207 48V47H205L206 45L208 46L209 44L207 43V42H211V45H209V46H212V42ZM226 41H227V43H226ZM254 43H253V42ZM34 42H41L40 44H36L35 45V43ZM45 42V43H44ZM99 42V43H98ZM105 42V43H104ZM110 42V43H109ZM158 42V41H157ZM237 42V43H236ZM17 43V44H16ZM19 43V44H18ZM21 43V44H20ZM23 43V44H22ZM57 43H59V45L57 44ZM207 43V44H206ZM239 43V44H238ZM245 45H244V44ZM30 44V46H32V44H33V48H32V50L34 49V51H33V53H31L32 55H29L28 56V53H27V50H28V48H26V47H30V46H28ZM43 44V45H42ZM63 44V45H62ZM69 44V45H68ZM68 44L66 45V46H72V45H70V42H68ZM204 44V45H203ZM221 44V45H220ZM250 44V45H249ZM16 45V46H15ZM34 45H35V47H34ZM95 45V46H94ZM113 45H115V46H113ZM162 45V46H161ZM226 45H227V47H228V49H227V47H226ZM66 46H64V47H66ZM194 47V46H196L197 47V49H192L191 47ZM200 46V47H199ZM202 46H204V47H202ZM36 47H38V48H36ZM47 47H48V50H47ZM60 47V46H59ZM80 47V48H81ZM256 47H258L259 49H263V48H261V47H259L258 45H256ZM18 48V49H17ZM20 48V49H19ZM42 48V49H41ZM91 48H93V49H91ZM205 49V51H201L200 52V50L199 49ZM206 48H207V50H206ZM222 48V49H221ZM244 48V47H243ZM38 50V52H37V50ZM41 49V50H40ZM44 49H45V51H44ZM91 49V50H90ZM216 50V51H210V50ZM238 49V50H237ZM250 49V50H249ZM3 50H4V47H2V46H0V52H3ZM16 50V51H15ZM32 50H30V51H32ZM36 50V51H35ZM69 50V49H68ZM92 50H94V51H92ZM104 50V51H103ZM119 50V51H118ZM128 50V51H127ZM209 50V51H208ZM264 50V49H263ZM25 51V52H24ZM65 51H67V50H65ZM65 51H63L64 52V54H65ZM97 51V52H96ZM101 51V52H100ZM105 53V55H103V52ZM124 51H126V52H124ZM220 51V52H219ZM222 51V52H221ZM227 51H228V53H227ZM237 51V52H236ZM241 51V52H240ZM24 52V53H23ZM68 52V51H67ZM108 54H107V53ZM130 52V54L128 55V53ZM200 52V53H199ZM224 52V53H223ZM242 55H240L239 53ZM117 53H118V55H117ZM233 53L235 54V53H238V55H233ZM249 53V52H248ZM20 54V55H19ZM23 56H22V55ZM34 54L36 55V56H34ZM41 54V55H40ZM60 54V53H59ZM66 54H68V53H66ZM128 56H127V55ZM167 54V55H166ZM215 54V55H214ZM218 54V55H217ZM220 54H221V56H220ZM224 54V55H223ZM87 55V56H86ZM131 55V56H130ZM214 55V56H213ZM22 56V57H21ZM24 56H26V58H27V60H26V58L24 57ZM107 57L106 59H104V57ZM114 56V57H113ZM200 56L201 57H206V58H204L205 60L203 61V66H198V68H197V66L196 65H198L199 64V62H200ZM216 56V57H215ZM223 56V57H222ZM233 56V57H232ZM241 56V57H240ZM245 56V57H244ZM89 57V58H90ZM123 57V58H124ZM30 58V59H29ZM35 58H37V59H35ZM99 58V59H100ZM230 58V59H229ZM25 59V60H24ZM29 59V60H28ZM33 59V60H32ZM102 59H104V60H102ZM1 60V59H0ZM32 60V61H31ZM35 60V61H34ZM87 60V59H86ZM230 60L231 61H233L232 63H230ZM24 61H26V62H24ZM30 61V62H29ZM242 61V63H244L243 62V60H241ZM244 61H246V60H244ZM33 63V64H32ZM34 63H35V65H34ZM50 63V64H49ZM63 63V64H62ZM66 63V62H65ZM229 63V64H228ZM24 64V65H23ZM39 65V67L37 66V65ZM61 64L63 65V66H61ZM230 65V66H229ZM233 65H235V63L233 64ZM26 66V67H25ZM60 66H61V69L63 68V70H64V68H65V70L63 71L64 72V74L62 73V71L60 72L59 70H61L60 69ZM65 66H66V64H65ZM68 66H69V64H68ZM147 66V67H146ZM31 67V68H30ZM32 67H33V69H32ZM127 67V68H126ZM195 67H196V69H195ZM24 68V69H23ZM30 68V69H29ZM43 68V69H42ZM52 68V69H51ZM130 68V69H129ZM185 68V69H184ZM235 68V67H234ZM19 69V70H18ZM81 70V69H80ZM184 70V71H183ZM191 70H193V71H191ZM234 70V69H233ZM233 70H232V72H233ZM33 71V72H32ZM43 71V72H42ZM57 71H58V73H57ZM145 71V72H144ZM191 71V72H190ZM195 71V72H194ZM2 72H5V73H2ZM19 72V73H18ZM31 72V73H30ZM78 72L79 73H81L79 70H78ZM78 72H77V76L75 77V78H77V80H79V74H78ZM193 72H194V74H193ZM32 73H33V75H32ZM60 73H61V75H62V78H61V75H60ZM20 74H21V78H20ZM41 74H43L42 76H41ZM189 74V75H188ZM5 75V76H4ZM9 75V76H8ZM14 75V76H13ZM19 77H18V76ZM26 75V76H25ZM80 75H82V73L80 74ZM128 75V74H127ZM142 75V76H141ZM196 76V77H194V76ZM24 76V77H23ZM60 76V77H59ZM2 77V78H1ZM8 77V78H7ZM12 77H14V78H12ZM17 77V78H16ZM42 77H43V79H42ZM50 77V78H49ZM142 77V78H141ZM18 78H20V79H18ZM41 78V79H40ZM84 78V77H83ZM91 78V77H90ZM90 78H88V80L90 79ZM92 78H94L95 79V77H92ZM90 79L91 81L93 80V79ZM106 78V79H105ZM103 77V79H102V77H101V79H97V82H99L98 80H101L99 83H101V84H98V83H96V79L95 80H93L94 81V83L95 84H93L90 80V82L88 81V83H85L84 84V82H83V80L81 81L82 82V84L81 85H87V84H93V85H95V86H97V85H101V87H100V89H98V88H96L95 86H93L96 90L98 89L99 91L100 90H104V92L103 91H101V92H103V95L104 96H102V98H104L105 97V94H106V96L110 93V92H108V93H105V91L107 92L109 89H108V85H107V82L109 81V84L111 85L112 84V82L110 83V80L109 79H111L110 77H108L109 79L107 80V77ZM7 79V80H6ZM145 79V80H146ZM193 81H192V80ZM17 80H19V81H17ZM20 80H21V82H20ZM27 80V81H26ZM30 80V81H29ZM56 80V81H55ZM70 80V79H69ZM67 81V83H64V84H68L69 82L71 83V85H69L70 86V89L68 90V89H66V90H68V92H72V88L71 87H73L72 86V84H74L73 82H71V80L70 81ZM104 80V81H103ZM169 80V81H168ZM2 81H3V83H2ZM42 81H43V83H42ZM48 81V82H47ZM107 81V82H106ZM111 81H112V79H111ZM183 81H185V82H183ZM188 81H190V82H188ZM5 82V83H4ZM17 82V83H16ZM33 83V84H30V83ZM131 82V83H132ZM171 82V84H169ZM11 83V84H10ZM14 83V85L12 86V84ZM16 83V84H15ZM28 83V84H27ZM48 83V84H47ZM58 83H59V85H58ZM75 83H77V81L75 82ZM106 83V84H105ZM130 83V84H131ZM184 83H187V84H184ZM188 83L191 85V84H193L194 86H190V85H188ZM9 84V85H8ZM42 84V85H41ZM89 84V85H90ZM97 84V85H96ZM1 85H3V87L1 86ZM17 85V86H16ZM47 85V86H46ZM65 85V86H66ZM77 85H78V83H77ZM91 85L89 86L90 87V89H91V92H92V88L93 87H91ZM103 85V86H102ZM107 85V87L106 88H103V87H105ZM181 85V86H180ZM185 85H187V86H185ZM42 86H43V88H42ZM45 86V87H44ZM80 86V85H79ZM112 87H113V84L111 85ZM111 86L109 87L110 88V90L111 89H113V88H111ZM185 86V87H184ZM4 87H5V89H4ZM10 89H9V88ZM14 87V88H13ZM33 87V86H32ZM32 87L30 88V89H32ZM41 87V88H40ZM60 87V88H59ZM76 87V86H75ZM75 87H73V88H75ZM81 87V86H80ZM83 87V86H82ZM87 86H85V90L87 91V93H88V91H89V87H87L88 88V90H87V88H86ZM98 87V86H97ZM184 87V88H183ZM44 88H46V89H44ZM51 88V89H50ZM79 88V87H78ZM102 88V89H101ZM180 88H182V89H180ZM193 88V89H194ZM2 89H4V90H2ZM21 89V88H20ZM44 89V90H43ZM58 89H62V91L61 90H58ZM84 89H79V91L81 92V90L84 92V94H83V92H81L82 94V96L83 95H85V96H88V95H90V93L88 94V95H86L87 93H86V91H84ZM94 89V90H95ZM184 89V90H183ZM187 91H186V90ZM11 90V91H10ZM21 90H23V89H21ZM40 90V91H39ZM97 90V91H98ZM192 90V91H191ZM3 91V92H2ZM38 91V92H37ZM45 93H44V92ZM52 91V92H51ZM57 91H60V92H58L57 93ZM73 91H75V89L73 90ZM98 91V92H99ZM167 91V92H166ZM185 91V92H184ZM4 92H5V94H4ZM40 92H42L41 93V95H40ZM67 91H66V94H69ZM182 92H183V94H182ZM185 93H186V95H185ZM56 94V95H55ZM58 94V95H57ZM71 94V93H70ZM6 95V96H5ZM43 95V96H42ZM55 95V96H54ZM62 94H60L59 96L61 97V96H63ZM80 95V96H81ZM182 95V96H181ZM8 96V97H7ZM42 96V97H41ZM63 96V97H64ZM91 96V95H90ZM90 96H88V97H90ZM62 97V98H63ZM120 97V96H119ZM5 98V99H4ZM40 99L41 98V100H38V99ZM105 98H109V97H105ZM106 99V100H107ZM11 100V99H10ZM112 100V99H111ZM191 101H192V99H190ZM3 101V102H2ZM7 101H8V103H7ZM39 101H41V103L39 102ZM44 101H46V103L44 102ZM107 101H110V99H108ZM195 101H196V99H195ZM33 102H34V104H33ZM26 103V102H25ZM144 104V107H147V108H149L151 105H152V102H150V101H145V102H143ZM6 106H5V105ZM37 104L39 105H42V104H44V105H42V108H43V110H44V108H45V111H43L42 109H41V106L39 105V107L37 106ZM4 105V106H3ZM13 105V104H12ZM2 106V107H1ZM32 107V108H31ZM56 107V108H55ZM164 107H165V104L164 103H156L155 104V107H151V111H154L155 113L157 112V116L159 117L158 119L155 117V116H153V114H146V112L147 111H149V109L148 110H146V108H145V110H143L144 108L142 107V110H143V113H142V110H140V112L138 111L137 112V114H138V118H140V119H138V124H137V126H139V131H141L142 133H144V131H147V130H149V131H147L149 134H151L152 132H153V130H150L151 128H148V125H150V124H152L153 125V123L154 122H156V121H158L159 123H166V124H168V125H170V123L172 124L173 123V119H174V117L172 116V115H169V113L168 112H164V110H162V109H164ZM4 108V109H3ZM9 108H10V111H9ZM31 108V109H30ZM22 109V108H21ZM21 109H20V113H19V117L21 118H23L25 115H26V113L28 114V112H24V109H22V111H21ZM60 109V108H59ZM69 109L70 110H72L71 108H70V106H69ZM127 109V108H126ZM7 110V111H6ZM38 110V111H37ZM61 110H62V108H61ZM61 110L59 111V113L61 112ZM119 110H121V109H119ZM16 111V110H15ZM9 112V113H8ZM11 112V113H10ZM17 112V111H16ZM22 112V113H21ZM25 114H24V113ZM53 112H55V113H53ZM57 112V113H56ZM216 112V113H215ZM48 113H49V115H48ZM53 113V114H52ZM58 113V114H59ZM149 113V112H148ZM13 114V115H12ZM22 114H24V115H22ZM28 114V115H29ZM41 114V113H40ZM139 114H141V115H139ZM7 116V118L10 116V119L8 118V120H6L5 118H6V116ZM71 115V114H70ZM146 115H147V118H146ZM3 116H5V118H3ZM167 116H169V117H167ZM44 117L46 118V116L44 115ZM50 117V118H49ZM141 117L142 118H144L143 120H141ZM148 117H150V118H148ZM3 118V119H2ZM45 118H43V124H44V122H46V121H48L47 120V118L45 119ZM53 117H52V119H54ZM206 118H208V119H206ZM150 119H152V120H150ZM11 120V121H10ZM7 121L8 122H10L9 124L7 123ZM104 121V120H103ZM164 121V122H163ZM166 121V122H165ZM3 122H5V123H3ZM13 122V123H12ZM37 122H39L38 120H37ZM40 122H42V121H40ZM106 122H107V119H106ZM106 122H102V132H103V134H107V135H105L104 137L102 136V138H104L105 139V137H107L108 135L110 136V134H111V136L113 135V136H117V134L116 133H118V137L120 138V140L121 141H123L122 139H121V137H123L122 135L120 136L119 135V133H120V131H121V129H119V131H115V129H117V128H115V126L116 125H114V127H112L113 126V124L111 125L110 124V126H108L109 124L108 123H106ZM2 123H3V126H2ZM7 123V124H6ZM106 123V124H105ZM4 124H5V126H4ZM42 124V125H43ZM87 123L85 122V124L84 125H86ZM120 124V127L122 128V124H121V122L119 123ZM146 124H147V126H146ZM155 124V123H154ZM41 125V126H42ZM108 126V127H110L111 128V130H109V129H107L108 127H106V126ZM1 126L3 127V128H1ZM9 127V129H8V127ZM104 126H105V128H104ZM11 127V128H10ZM117 127V126H116ZM123 127H125L124 125H123ZM6 128V129H5ZM148 128V129H147ZM8 129V130H7ZM106 129V130H105ZM105 131H108V132H105ZM110 132V133H109ZM113 134H112V133ZM116 132V133H115ZM11 133V134H10ZM115 133V134H114ZM8 134H10V136L8 135ZM154 134H155V137H158V135H159V131H156V132H154ZM8 135V136H7ZM108 136V137H109ZM111 136H110V138H111ZM9 137V138H8ZM107 137V138H108ZM169 136H168V134L164 137V138H168ZM1 138H3L4 140H1ZM118 138V139H119ZM214 139V138H213ZM7 141V140H6ZM104 141H106V144H107V141L108 140H104ZM9 142H7V144H10ZM12 142V143H13ZM124 142L126 143V144H128L125 140H124ZM161 142V141H160ZM231 142H233V140H231ZM101 143V142H100ZM103 143V142H102ZM125 143H124V145H125ZM159 143V142H158ZM14 144L15 143H13L12 145L10 144L9 145V148H11V150H12V148H14ZM104 144H105V142H104ZM16 145V144H15ZM159 146H160V148H157V152L156 151H152V153H151V155L149 156V157H147V160L148 161H151V162H149V168L150 169H153L154 167H156V162H158V164L159 163H161V162H163V163H161V164H164V163H171L172 161L171 160H169L170 159V157L172 158V156H171V150H172V146L171 145H165V144H161V143H159L158 144ZM165 145V146H164ZM129 144L128 145H125V148H124V152L125 153H127L130 157H131V154L129 153V151L131 150H129ZM164 147V148H163ZM214 149L215 150H220V153L221 152H223L224 150H225V148H221V149H219V148H217L216 146L214 147ZM10 149H6V151H8L9 153H13L14 152V149L12 150L13 152H10L11 151ZM168 152H166V151ZM207 150V151H206ZM159 151V152H158ZM170 151V152H169ZM199 151H200V149H199ZM165 152V153H164ZM205 153H203V155L201 154H199V155H195L194 156V159H195V162H197L198 161V164H199V166H197V168L196 169H194V172L195 173H197V181L198 182H201V188H200V191H199V196H202V195H204L205 193H207L208 191H210V190H212V188H213V186H216L217 185V181L219 180V178L221 179L222 178V176H221V174H219V173H217V174H212L211 173V171H212V169H213V164H215L216 163V161H217V157H219L218 155H217V157L216 156H214V153H215V151L214 150H210L209 148H205V151H204ZM234 154H236V152H230L229 153V155H231V157L229 158V157H227L228 158V160H231V161H233V162H237L238 160H239V156H234ZM168 156H170V157H168ZM160 157V158H159ZM234 157V158H233ZM150 158V159H149ZM199 158V159H198ZM231 158H233V159H231ZM95 159H97L98 160V158H92V160L94 161ZM153 159V160H152ZM198 159V160H197ZM91 161V160H90ZM89 161V165L91 166V167H89V168H87V166H85L84 168L86 169H89L88 171H89V173L87 172V170L86 171H83L84 173L85 172H87V175H85V174H82V175H85V176H82L83 177V179H80V182L82 181V182H84V183H82V185L81 184H79V182H77V184H79V187L77 188V184L75 185V184H72L73 183V181L71 182V185L70 184H67V180L66 181H63V179L64 178H62V180H58V182L60 181H62V183H63V185L62 186H64L65 184L68 186V188L66 189V187H63L64 188V191H61L62 192V196L65 194L66 196H67V198H65V199H61L60 200V197L61 198H63L62 196H60L59 197V199H57V200H59V201H57L56 200V196L54 197L55 198V200L57 201V202H55L54 200V202H55V204H52V202H51V204H52V207H54L53 209L51 208V209H48V211L49 212H47L46 211V213L48 214V213H51V215H49V216H52L53 217V219H54V217H55V215H56V218H64V223H65V226H63L62 227V230H61V228H58V230L60 229L61 231V234H63V235H61V234H59L60 232L58 231V230H53L52 228V230L50 229L49 231H47L48 230V226H45V227H47V228H45V230L46 231H42V230H44V227H43V229L41 230L42 231V234L44 235L45 234V236L46 237H48L47 238V240H46V244L48 245L49 243L51 244H49V247L52 249V250H49V251H55V250H58V252L57 251H53V253H54V255L56 256L57 255V257H58V262H61V264H62V262H64L65 264H101L100 262V259H101V256L99 255L100 253V251H96V249L95 248H101V247H104V246H106V245H108V244H116V245H118V246H120L119 248H120V250H121V253H120V261H121V263L123 264H144V262L143 261H139V258H141L142 257V255H143V252H142V249H143V245L142 244H140L139 245V240H140V237L138 236V235H134L133 237V239L131 240V242L132 243H130V245L127 247V246H125V243L124 242H122V241H120L119 240V236H118V234L116 233V232H113V231H110L111 230V228L109 227L110 226V223H103V221L105 222H110L109 221V219H111V218H113V213H114V211L115 210H113V209H115L112 205H110L111 203H110V200L112 199H110V196H109V194H106V195H108V196H106V195H104L103 193V195H102V197L103 196H105V197H107L108 198V200H106L105 201V203H104V207L102 208L103 210H100L101 212L99 213L98 211H97V215H98V213H99V215L97 216V217H95V218H92V220L90 219L89 221H85L84 219V217L82 216V213H84V212H86V213H88L89 215H94L95 213H94V211H93V214H91L90 212H89V210L88 209H90V210H94V208L93 207H95V206H92L93 204H91L92 203V200H93V198H92V200L91 199H88V197L87 198H85V196H86V193H87V190H89V188L90 187H88L87 188V183L90 181L91 182V180L94 182V180H96L97 181V179H98V177L97 176H102V175H108V173H109V171L111 172L110 174H116V173H118V171L121 169V167H119V165H115V163L113 162V163H106V164H104L103 165V163H105L106 161H104V162H99V160H98V162H97V165L95 164V162H96V160H95V162H93L92 161V163L93 164H90L91 162ZM120 161H122V158H121V160ZM119 161V162H120ZM136 161L137 162H139V163H143V159L142 158H137L136 159ZM100 164V165H99ZM113 166H111V165ZM109 165V166H108ZM64 166V165H63ZM94 166H96V167H94ZM101 166V167H100ZM116 166V168H114ZM99 167V168H98ZM106 167V168H105ZM109 167V168H108ZM125 167V169H129V167L128 166H124ZM248 167L249 168H252V165L248 162ZM96 168H97V170H96ZM112 168H114V169H112ZM85 169H83V170H85ZM91 169V170H90ZM100 170V173H99V170ZM102 169V170H101ZM111 169V170H110ZM94 171V172H93ZM108 171V172H107ZM115 171H117V172H115ZM260 172V174H255L254 176H253V178H252V181H251V183H252V185L253 186H255L254 187V190H259V189H263L264 190V168L262 167L260 170H259ZM35 174H36V172L35 171H33ZM107 172V173H106ZM114 172V173H113ZM212 176H210V175ZM15 175H17L18 176V173H15ZM65 175V174H64ZM146 175V174H145ZM215 175H217L216 177H214ZM81 176V175H80ZM79 177V176H78ZM78 177L76 178V180L78 179ZM89 177H91L90 179H88ZM93 177V178H92ZM211 177V178H210ZM81 178V177H80ZM84 178H86L85 180H84ZM76 180H75V182H76ZM123 180H124V182H125V184L127 183V185H129V189H123L122 190V192L126 195V197L129 199V201H130V203H131V206H130V208H132V209H130V208H127L128 210L127 211H131V212H129L130 213V217H131V219H132V221H138V219H141V218H143L144 216H147V211H148V206H149V204H144V202H142V193L138 190V188H142V190H144L145 188L144 187H146L147 186V182L149 183L152 179H150L148 176H144V174L142 175V176H138L137 174H132V175H125L124 176V178H123ZM201 180V181H200ZM239 179L238 178H235L234 179V181H233V184H238V182H240V180L238 181ZM79 181V180H78ZM211 181V182H210ZM65 182V183H64ZM74 182V183H75ZM89 182V183H90ZM93 182H91L92 184H91V186H94L95 188H97V186L96 185H94V183ZM130 184H129V183ZM133 182H135V184L133 183ZM62 183H60V184H62ZM84 184V185H83ZM134 184V185H133ZM73 185H75V186H73ZM87 185V186H86ZM62 186H61V188L60 189H62ZM70 186V187H69ZM73 186V187H72ZM90 186V185H89ZM260 187V188H259ZM70 188L71 189H74V190H71L70 191ZM81 188V189H80ZM93 188V187H92ZM92 188L90 189L91 191H92ZM95 188H94V191H95ZM132 188V189H131ZM137 188V189H136ZM195 188H197V185L196 186H194V189ZM60 189H58V191H59V193H60ZM78 189V190H77ZM86 189V190H85ZM131 189V190H130ZM80 190H83V191H81L80 192ZM207 190V191H206ZM261 191V198L259 197V199L257 198V200H256V203L255 204H257L256 205V207H258V208H251L252 206H250V208H246V209H243L244 207H245V205L246 204H244V206L243 207H241L240 209H238V213L240 214V216H239V219H240V221H244V220H246V219H250V218H254L255 216L257 217H260L261 215L262 216H264V201H262V200H264V191ZM91 191H89V192H91ZM130 191H133V192H130ZM256 191L255 192H253V194L255 195L256 194ZM65 192V193H64ZM66 192L68 193V195L66 194ZM71 192V196H70V193ZM97 192V191H96ZM128 192V193H127ZM131 193V194H130ZM204 193V194H203ZM56 195V194H55ZM60 195V194H59ZM58 195V196H59ZM64 195V196H65ZM75 195L76 196H78L77 198H79V199H77V200H80L81 201V197L84 199L85 198V200H89L88 202H91V203H88L87 201H85V202H83V204H82V202L80 203V201L79 202H77V203H79V205L78 204H76V203H74V202H76L75 201V199L74 198H76L75 197ZM85 195V196H84ZM89 195H91V194H89ZM130 195H132V196H130ZM253 195V196H254ZM70 196V197H69ZM79 196H81V197H79ZM72 197V198H71ZM104 197V198H105ZM53 198V199H54ZM58 198V197H57ZM91 198V197H90ZM106 198V199H107ZM131 198V199H130ZM138 198H141V200L140 199H138ZM67 199V200H66ZM69 199H70V201H69ZM136 199H138V200H136ZM64 200H66V202H65V204H63L64 203ZM150 202L149 203H153L154 201L153 200H157V196H156V194H154V192H151V195H150ZM71 201H73V202H71ZM109 201V202H108ZM112 201V200H111ZM114 201H116V200H114ZM153 201V202H152ZM53 202V203H54ZM59 202V203H58ZM68 202V203H67ZM86 202L90 205L91 204V206H90V208L89 207H87V205L88 204H86ZM106 202H108L109 204H107ZM70 203V204H69ZM97 203H99V202H97ZM235 204L237 203V202H234ZM67 204H69V205H67ZM71 204H73V206L71 205ZM96 204V203H95ZM107 204V205H106ZM133 204V205H132ZM60 205V206H59ZM70 205H71V207H70ZM75 205V206H74ZM78 205V206H77ZM80 205H82V207L80 206ZM88 205V206H89ZM97 205V204H96ZM109 205V206H108ZM148 205V206H147ZM84 206V207H83ZM107 206V207H106ZM209 206H211L212 207V204H210ZM58 207V208H57ZM61 207V208H60ZM63 207V208H62ZM74 207V208H73ZM55 208H57V209H55ZM67 208H69V209H67ZM79 208V209H78ZM83 208V209H82ZM93 208V209H92ZM60 211H59V210ZM71 209V210H70ZM76 209V210H75ZM250 209V210H249ZM254 209V210H253ZM70 210V211H69ZM78 210V211H77ZM85 210V211H84ZM88 212H87V211ZM246 210V211H245ZM81 213H80V212ZM103 211V212H102ZM199 211V210H198ZM198 211L197 210H195L194 212H192V217H196L197 216V214H198ZM243 211V212H242ZM29 213H32V211H28ZM53 212H55V213H53ZM59 212V213H58ZM96 212V211H95ZM196 213V214H195ZM46 214V215H47ZM53 214V215H52ZM61 214H63L64 215V217H63V215H61ZM80 214V215H79ZM260 214V215H259ZM60 215V216H59ZM96 215V214H95ZM94 215V216H95ZM242 215V216H241ZM48 216V215H47ZM48 216V217H49ZM101 218H100V217ZM51 217V218H52ZM84 219H83V218ZM141 217V218H140ZM191 217V218H192ZM244 217V218H243ZM249 217V218H248ZM101 219V220H100ZM244 219V220H243ZM52 220V219H51ZM68 221V222H67ZM92 221V222H91ZM99 221H102V222H100V223H98ZM69 224V225H68ZM85 224V225H84ZM88 225H89V227H88ZM92 225V226H91ZM81 226V227H80ZM84 226V227H83ZM68 227V228H67ZM85 227H86V229H85ZM92 227H94V228H92V229H94L95 231H92L94 234H91L90 232H88V230H91V228ZM76 228H81V229H83V231L84 230H87V232L88 233H90V235H91V243L89 242H87V244L90 246H88L87 244H86V242L84 243V245L87 247V248H89V250L88 249H85V250H83L85 247L83 246V242H84V240H83V242H81V246L82 247H80V240H77V238L79 239V233H78V231H76ZM66 229V230H65ZM77 229V230H78ZM72 230H74V231H72ZM59 232V233H57V232ZM82 231V230H81ZM46 232V233H45ZM48 232L50 233V234H48ZM51 232H53V233H55V235H56V233H57V237L55 236L54 237V234L53 233H51ZM67 232H69L68 234H69V237H68V234H67ZM86 232V231H85ZM77 233H78V235H77ZM58 234L61 236V237H59L58 236ZM48 235V236H47ZM77 235V236H76ZM88 235V234H87ZM93 235H95L94 237H93ZM62 236H63V238H62ZM258 235H256L253 239L255 240H253V239H244V240H242L241 242H239V244H237V246H235L237 249H234V251H235V253L234 252H232L231 254H233L232 256L233 257H235L236 256V258H237V260L235 261V262H232V264H264V235H260V236H258ZM75 237H77V238H75ZM58 238H59V241L60 242H63V244H60V242H58ZM61 238V239H60ZM70 239L69 241L71 242V240H73L74 242L72 243V245L73 246H71V244L69 245L68 244V240H67V242H65L66 241V239ZM261 238V239H260ZM64 239H65V241H64ZM63 240V241H62ZM249 240V241H248ZM76 241H79V243L77 242L76 243ZM82 241V240H81ZM138 241V242H137ZM248 241V242H247ZM93 243H95V244H93ZM54 245H58L57 247H55ZM63 245V246H62ZM96 245V246H95ZM251 245V246H250ZM99 246V247H98ZM255 246V247H254ZM47 247V246H46ZM45 247V250H48V249H50L49 247H47L46 248ZM65 247V249H63ZM70 247V248H69ZM74 247V248H73ZM84 247V248H83ZM61 249V251L59 250V249ZM142 248V249H141ZM78 249H81V251L79 250L78 251ZM93 249V250H92ZM95 249V250H94ZM98 249V250H99ZM261 250V251H260ZM59 251H60V253H59ZM84 251V252H83ZM86 251V252H85ZM93 251H95V253L93 252ZM80 252V253H79ZM259 252V253H258ZM77 253H79V255L77 254ZM76 254V255H75ZM83 254V255H82ZM77 255H78V257H77ZM68 256H69V258H68ZM239 256H240V258H239ZM84 260V261H82L81 260V258ZM84 257H87L88 259H84ZM80 258V259H79ZM89 258H90V260H89ZM94 258V259H93ZM60 259V260H59ZM96 259V260H95ZM240 259V260H239ZM82 261V262H81ZM100 261V262H99ZM86 262V263H85ZM97 262H99V263H97ZM103 262V261H102ZM126 262V263H125ZM102 264H105V263H102ZM227 264H231V263H227Z\"/></svg>","mask_w":264,"mask_h":264}]
</instances>
